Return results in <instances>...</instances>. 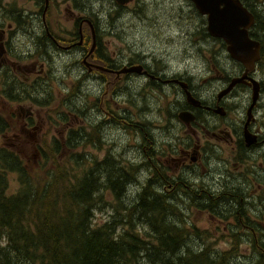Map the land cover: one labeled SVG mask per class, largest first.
<instances>
[{
    "label": "flooded vegetation",
    "instance_id": "af4514ba",
    "mask_svg": "<svg viewBox=\"0 0 264 264\" xmlns=\"http://www.w3.org/2000/svg\"><path fill=\"white\" fill-rule=\"evenodd\" d=\"M23 1L26 5L18 7L10 0L9 15L4 13L7 12L6 8H0V81L4 75L9 76L11 96L3 98L15 105L18 112L15 115L19 131L14 135L13 145L19 143L23 136L33 138V131L38 130L33 106L46 111L48 121L53 124L49 151L58 143L62 155L70 154V148L65 150V138L69 131H79L84 125L88 126L94 135L90 144L95 153L90 157L93 164L114 162L125 168L135 166L136 174L142 175L139 186H136L139 192L145 189H150V192L156 188L158 194H170L176 206L177 203H181V208L187 206L182 210L183 214L186 215L191 208L193 212L206 214L210 221L227 224V231L235 229L243 245L264 244V122L258 118V110L264 108V104L260 103L264 98V79L257 67L261 49L254 72L247 73L248 78L258 83L259 96L255 104L254 85L248 79L236 84L228 94L219 98L233 80L245 76L246 70L242 64L232 60L233 74H224L218 70L207 49L198 48V55L208 60V70L212 74L199 84H194L195 78L187 72L171 80L164 78L160 75L167 67L163 61L158 62L153 58L154 70H150L142 63L145 57L139 53L132 54L126 66L119 63L124 59L125 52L130 53L131 49L125 41L127 35L123 37L125 32L115 30L116 21L125 12L147 20L141 0H130L127 4H120L117 0ZM184 1L205 20L203 27L208 34L206 18L197 12L190 1ZM95 3L100 4L101 12L105 6L115 9L107 13L108 31L101 30V21L92 10ZM54 7L55 10H52ZM51 11L54 13L51 14ZM192 34L195 44L203 41L210 43L208 39H202L204 36L200 32ZM114 39L116 45L113 44ZM220 41L212 42L213 56L219 50H226V45ZM21 50L27 54H19ZM77 54H81L78 59ZM28 59L35 63L30 67L18 65L19 61ZM54 72L57 75H53ZM141 77H145L147 82L139 92L134 93L131 85H135ZM217 80L227 86L216 94L215 102L209 104L200 101L201 90ZM100 86L97 95L95 89ZM165 87L172 90L171 97L165 96ZM73 91L77 94L73 95ZM243 91L251 92V102L242 126L237 129L229 123L234 119L236 106L226 100ZM178 93L183 95L182 102L174 99ZM119 96H126V99L118 101L116 97ZM155 97L160 104L156 111L167 118L165 122L170 123L172 134L174 131L179 133L161 143H157L150 133L151 128L155 129L153 122L145 120L152 110L147 105V99ZM25 103L31 105L25 107ZM206 114L218 123L211 124L205 119ZM183 115L191 119L185 120ZM87 117L90 125L86 123ZM5 119L7 129L0 136V147L12 149L2 143V138L11 128L9 120ZM110 126L134 134L137 152L134 154L140 162L117 159L110 154L113 149L104 151L107 139L104 132ZM168 139L175 140V144L167 143ZM97 153H105L104 159H99ZM212 160L220 163L221 167H211ZM158 182H162L161 186L158 184L159 188ZM144 192V195L148 193ZM106 193L110 194V191L104 190L102 196ZM199 204L204 207L202 210L195 207ZM244 230L250 232L249 238Z\"/></svg>",
    "mask_w": 264,
    "mask_h": 264
},
{
    "label": "trees",
    "instance_id": "16d2710c",
    "mask_svg": "<svg viewBox=\"0 0 264 264\" xmlns=\"http://www.w3.org/2000/svg\"><path fill=\"white\" fill-rule=\"evenodd\" d=\"M239 1L255 18L250 36L261 44V59L257 67L263 73L264 0ZM10 12L9 4L7 15ZM192 16L199 23L195 32L199 31L204 36L203 40L208 39L211 44L220 41L206 33L203 27L205 20L195 12ZM9 82V76L4 75L0 81V97L11 96ZM75 94L77 92L73 91ZM86 123L90 125L88 121ZM6 129L7 120L0 115V136ZM91 130L80 128L79 131H69L65 138V150L70 148L71 155H62L58 143L49 151L52 155L50 167L39 166L44 171V178H34L31 168L15 151L0 147V264L234 262L233 257L243 245L239 236L228 230L229 250L219 252L213 249L211 241L214 237L193 222V210L190 208L186 215L183 214L182 210L187 206H176L170 194H158L156 189L150 192L145 189L143 192L149 193L146 195L142 191L138 195L133 191L134 201L123 204L121 197L136 181L137 168L121 167L114 162L93 164L90 157L86 159L82 154H75L78 147L92 143L94 135ZM80 142L83 144L80 145ZM101 170L105 178L102 183L96 178ZM11 173H16L18 187L9 194L8 177ZM104 190H109V195L117 201L112 206L115 216L95 227L94 211L102 209V205L107 203L102 196ZM200 205L195 207L202 210L204 207ZM216 205L220 207L218 202ZM244 232L249 238L250 232ZM252 244L247 247L254 256L253 264H264V244Z\"/></svg>",
    "mask_w": 264,
    "mask_h": 264
},
{
    "label": "clouds",
    "instance_id": "9594fccd",
    "mask_svg": "<svg viewBox=\"0 0 264 264\" xmlns=\"http://www.w3.org/2000/svg\"><path fill=\"white\" fill-rule=\"evenodd\" d=\"M144 3L147 5V10L145 15L147 20L138 19L131 12H125L119 20L116 21L115 30L117 32H125L127 36L125 41L128 47L131 49V52H125L123 60H119V63L122 66H126L129 62V58L132 54H142L145 59L142 60V63L150 70H154L153 58L158 61H163L164 65L167 67L160 73L164 78L171 80L176 75H183L185 72L191 77H194V84H199L201 80L207 78L212 73L208 70V60L202 58L197 54V48L208 49L209 55L215 60L218 70L224 72V74L231 76L234 70V64L232 59H230V54L227 50H219L215 52L214 56L212 53V46L210 43L199 42L195 47L191 44V33L196 30V25L198 21L195 19L189 20V13L191 9L186 5L184 0H144ZM100 4H93L92 10L95 12L100 21H101V30L108 31V15L109 11H115V9H109L105 6L103 12L99 11ZM155 21L149 26L150 22ZM134 26V27H133ZM189 35H185V33ZM158 36L159 42L154 38ZM169 37L176 40L175 44L171 46L164 43ZM15 43V42H14ZM143 44V47L141 46ZM183 50H186L187 54H182ZM170 53V55H168ZM21 55H26L27 53L23 50L20 51ZM81 54H77V59ZM55 59V57H54ZM58 63V62H57ZM57 75V73H53ZM147 80L145 77H141L137 84L139 87L134 89L135 92L140 91V87L146 84ZM227 85L222 81L217 80L211 84L210 87L205 86L204 89L199 93V100L206 101L209 104L215 102L216 94L225 88ZM101 87L95 89V93L99 95ZM165 96H172V90L168 87L164 88ZM135 98V96H134ZM119 101L120 99H126V96L116 97ZM175 100L183 101L182 94H176L174 97ZM227 103L235 105L233 112L234 119L231 120V123L234 127L239 129L242 126V122L246 118V112L248 105L251 102V92L243 91L240 92L236 97H232L226 100ZM139 104V100H137ZM261 104H264V98L260 101ZM150 107L156 108L160 107L158 104H151ZM148 120H159L158 117L153 111L152 115L146 117ZM258 118L264 122V108L258 110ZM100 117H97L99 120ZM205 119L210 121L211 124H216L218 121L214 120L213 117L205 115ZM176 124L175 121L172 122ZM179 128V125H177ZM157 134L158 133H154ZM178 132H173V135H178ZM122 135V133H121ZM139 142V140L137 141ZM175 140L168 139L167 143L175 144ZM121 143H124L122 140ZM116 151H120L119 148ZM218 151V150H217ZM211 167H221V164L216 160L211 161Z\"/></svg>",
    "mask_w": 264,
    "mask_h": 264
},
{
    "label": "rangeland",
    "instance_id": "374dc122",
    "mask_svg": "<svg viewBox=\"0 0 264 264\" xmlns=\"http://www.w3.org/2000/svg\"><path fill=\"white\" fill-rule=\"evenodd\" d=\"M142 2V7L144 8V13L147 10V5L144 3V0H141ZM185 2V1H184ZM186 3V2H185ZM10 4V0H0V8H8ZM13 4H15L18 7L23 6L24 4L26 5V2L23 0H13ZM187 5V3H186ZM55 10V7L52 9ZM131 11V10H129ZM192 12V10H191ZM189 13V20L195 19L192 14L194 12ZM4 13H7L6 11ZM54 12L51 11V14H53ZM146 16V15H145ZM147 17V16H146ZM196 20V19H195ZM7 23V21L5 22ZM152 23H155V21L150 22L149 26H151ZM199 27V23L196 25V27ZM134 27V26H133ZM199 32V31H197ZM196 32V33H197ZM192 33H195L192 32ZM191 35V44L193 47L196 46L195 44V36L193 34ZM127 33H123V37L126 36ZM185 35H189V33H185ZM157 42H159V37L156 36L154 37ZM204 42V41H203ZM165 44L171 46L172 44L176 43V40L169 37L167 40L164 41ZM208 43V42H205ZM113 44L116 45V40H113ZM211 44V43H210ZM141 46L143 47V44H141ZM212 46V44H211ZM208 50V49H207ZM186 50H183L182 54L185 55ZM199 53V50L197 48V54ZM168 55H170V53H168ZM160 62V61H158ZM35 63L33 60L28 59L27 61L22 60L18 62L19 66L22 67H30L31 64ZM261 78L263 77L264 79V74H260ZM137 84V83H136ZM131 85V90L134 91V89L136 87H138L137 85ZM89 85V84H88ZM89 87H93L92 85H89ZM148 103L147 105L149 106L150 103L155 105L158 104L157 101V97H155L154 99H147ZM31 105L29 103H25L24 106H28ZM140 106V105H139ZM144 106V105H143ZM147 106V107H148ZM34 111H35V117L36 120L38 122V130L33 131L34 132V137L33 138H27V137H22L21 141H19V143H17L16 145H13L14 142V135L18 133L19 131V126H18V119L16 118V113H18L15 110V105L8 103L6 100H4L3 97H0V113L5 116V118H7L10 122V130L7 134H5V136L2 138V143L5 146L11 147L12 149H8L11 151H15L16 153L19 154L20 158H22V160L26 163V165L28 167L31 168V172L34 178H44V171L42 168H40L39 166L42 165L46 166V167H50V158L52 155L49 154V148L51 146V142L50 138H51V134L53 133L51 126L53 125L52 123H50L48 121L47 118V112L43 111V110H39V109H35V107L33 106ZM152 108V110H150V114H147V116L152 115L153 111H155L156 115L158 117H160L159 120H149L150 122H153L152 124H154L155 129L149 127L150 133L152 134L153 139L157 142V143H161L162 141H164L167 137H173L172 134V130L169 129V122H165L167 120L166 117H161L158 113V111H156L157 109H159V107ZM146 116V117H147ZM86 121L89 122V117H87L85 119ZM148 121V120H147ZM146 121V122H147ZM82 129H88V126H83ZM154 129L153 133L152 130ZM122 133V135H121ZM154 133H158L154 134ZM104 135L106 136V140H105V144L103 146L104 151H110L111 149H113L111 151V155H113V157L117 158V159H121L122 161L124 160L125 162H127L128 160L130 162H137L140 159L135 158L137 153L135 151V137L134 134L131 133L130 131H125L123 129H117V128H113L112 126H110L107 130H105ZM124 141V143H121V141ZM128 147H131V149H128ZM119 148L120 151H116V149ZM44 151V153H43ZM103 151V152H104ZM75 154H86V159H88L89 157H91L92 154H95L94 151L91 149L90 145H87L86 147H80L77 149V151H75ZM98 156L99 159H104L105 157V153H100V154H96ZM124 156V157H123ZM120 161V160H119ZM140 162V161H139ZM102 172V173H101ZM101 172L96 174V178L101 180L100 183H102L105 178L103 175V171L101 170ZM142 175L140 174H136V181L134 183H132V187L128 188L126 190V192L123 194V196L121 197L123 200V204H127L126 202H132L134 201L133 198L135 197L133 194V191L137 194H139L140 192L136 189V186H139V181L141 180ZM17 175L16 173H13L12 175L9 176V185H8V189H9V194H12L18 187L17 185ZM142 188V187H141ZM150 190V189H149ZM137 194V195H138ZM104 199L107 201V203L103 204V208L100 210H95L94 211V225L95 227L102 225L103 223H106L108 221H110L111 217L114 214L113 210H112V206L117 204V201L115 199H113L109 193H106L104 196ZM218 202V201H217ZM220 205V204H219ZM178 207L181 208V205H177ZM192 220L193 222L200 228V229H206V231L209 232L210 235H212L214 238L211 242L214 243V248L219 252H223V251H228L230 248V242L226 239L228 237L229 233L226 229L227 224H218L215 221H210L209 218L206 216V214L203 213H197V212H192ZM235 231V230H234ZM227 235V236H226ZM238 235V234H235ZM224 237V238H222ZM222 238V239H221ZM226 238V239H225ZM224 239V240H223ZM199 244V243H197ZM196 244V246H197ZM195 245V244H194ZM248 245H242L239 247L238 253L233 257L234 260V264H253L252 259H254V256L252 257L251 255V251L249 250V247H247ZM196 250V249H194ZM256 261V260H255ZM254 261V263H255ZM231 263V264H233Z\"/></svg>",
    "mask_w": 264,
    "mask_h": 264
},
{
    "label": "water",
    "instance_id": "95a60500",
    "mask_svg": "<svg viewBox=\"0 0 264 264\" xmlns=\"http://www.w3.org/2000/svg\"><path fill=\"white\" fill-rule=\"evenodd\" d=\"M117 1L120 4L130 2V0ZM188 1L194 5L201 16L206 18V28L209 36L223 41L230 58L242 64L246 70L245 76L233 80L227 89L221 92L219 98L228 94L236 84L248 79L254 85L253 104H255L259 96L258 83L247 77V73L254 72L255 65L260 59V43L249 36V30L255 21L253 14L239 0ZM182 118L185 120L191 119L188 115H183Z\"/></svg>",
    "mask_w": 264,
    "mask_h": 264
},
{
    "label": "bare ground",
    "instance_id": "6f19581e",
    "mask_svg": "<svg viewBox=\"0 0 264 264\" xmlns=\"http://www.w3.org/2000/svg\"><path fill=\"white\" fill-rule=\"evenodd\" d=\"M17 15V14H16ZM258 42H259V40H258ZM261 45V44H260ZM262 48V47H261ZM55 63V62H54ZM55 65V64H54ZM261 67H262V65H260ZM261 69V68H260ZM262 70V69H261ZM263 73H264V71H263ZM263 78V77H262ZM145 120L147 121L148 119L147 118H145ZM124 157V156H123ZM158 184L161 186V184H162V182H158ZM153 185V184H152ZM132 186V185H131ZM159 188V187H158ZM156 189V188H155ZM154 189V190H155ZM157 190V189H156ZM153 191V190H152ZM158 191V190H157ZM178 198V197H177ZM195 199V198H194ZM174 203V202H173ZM178 205H181V203H177ZM238 205H240V204H238ZM171 206V205H170ZM236 206V205H235ZM234 206V207H235ZM244 210V209H243ZM248 210V209H247ZM219 211V210H218ZM246 212V211H245ZM218 213H220V212H218ZM247 213V212H246ZM246 213H245V215H246ZM236 214V213H235ZM243 214V213H242ZM222 215V214H221ZM115 216V215H114ZM230 216V215H229ZM239 216H240V214H239ZM244 216V215H243ZM122 217V216H121ZM223 217H225L224 215H223ZM93 221H94V218H93ZM229 226V225H228ZM233 229V228H232ZM235 230V229H234ZM232 232H233V230H232ZM235 232V231H234ZM233 232V233H234ZM242 232V231H241ZM240 234V233H239ZM260 234V233H259ZM261 234H262V232H261ZM230 235V234H229ZM227 236V235H226ZM234 236V235H233ZM236 236V235H235ZM213 237V236H212ZM229 237V236H228ZM261 237V236H260ZM222 238H224V237H222ZM221 238V239H222ZM227 238V237H226ZM225 238V239H226ZM237 238V237H236ZM240 238V237H239ZM215 239V238H214ZM230 239V238H229ZM224 240V239H223ZM226 240H228V239H226ZM235 240V239H234ZM240 240V239H239ZM243 240V239H242ZM237 242H238V239L236 240ZM242 242V241H241ZM198 243V242H197ZM234 243H235V241H234ZM238 244V243H237ZM259 244H261V243H259ZM252 245H254V244H252ZM257 246V245H256ZM262 247V246H261ZM256 250H257V248H256ZM210 253V252H209ZM212 261V260H211Z\"/></svg>",
    "mask_w": 264,
    "mask_h": 264
}]
</instances>
